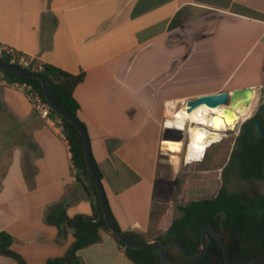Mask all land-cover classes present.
<instances>
[{"label":"crops","instance_id":"0c3cea01","mask_svg":"<svg viewBox=\"0 0 264 264\" xmlns=\"http://www.w3.org/2000/svg\"><path fill=\"white\" fill-rule=\"evenodd\" d=\"M0 44L85 75L74 97L110 211L122 231L148 237L175 216L159 176L166 105L243 89L229 85L244 61L238 83L257 69L264 77V0H0ZM63 135L0 78V232L28 264L64 256L74 237L56 242L59 227L92 214ZM167 152L177 178L187 155ZM153 204L167 206L155 221ZM78 254L84 264H133L105 232ZM0 264L17 263L0 255Z\"/></svg>","mask_w":264,"mask_h":264},{"label":"trees","instance_id":"16d2710c","mask_svg":"<svg viewBox=\"0 0 264 264\" xmlns=\"http://www.w3.org/2000/svg\"><path fill=\"white\" fill-rule=\"evenodd\" d=\"M0 59L12 64L8 55L0 54ZM14 65L24 68L17 63ZM28 70L31 71L33 68L29 67ZM37 73L42 74L48 81L57 104L78 117L80 106L74 97V90L84 80L85 75H73L47 64ZM0 75L9 83L31 84L47 102L39 80L4 72L1 69ZM51 111L61 121L72 160L84 179L92 204V214L76 215L66 219V225L59 227L56 242L60 243L69 232L72 233L74 241L64 256L48 259L46 264H84L78 252L98 243L102 232L108 233L124 249L133 264H164L155 247L139 249L125 247L108 228L102 216L99 194L87 168L81 134L69 120L57 114L52 108ZM236 145L237 149L231 154V158L237 159L239 176L245 180L256 179L264 183V100L255 114L241 124ZM93 163L101 179L94 160ZM165 209V204H153L152 221H155ZM176 210L179 214H175L171 225L165 231L148 237L133 231L123 232L144 240H157L165 247L171 264H179L201 250L202 232L208 226L214 227L224 239L230 251L232 264H250L264 254V192L253 195L229 193L222 185L214 197L187 201L184 205H177ZM47 221L51 222L50 215ZM116 225L120 229L117 223ZM208 238L209 249L206 256L191 264H226L223 250L216 238L212 234H208ZM12 245L13 237L7 232H0V255L12 258L17 264H28L12 249ZM259 264H264V261Z\"/></svg>","mask_w":264,"mask_h":264},{"label":"rangeland","instance_id":"374dc122","mask_svg":"<svg viewBox=\"0 0 264 264\" xmlns=\"http://www.w3.org/2000/svg\"><path fill=\"white\" fill-rule=\"evenodd\" d=\"M180 31L182 34L186 32L184 29ZM194 31V34L202 33V30L200 29ZM244 62L236 68L231 77V79L234 78V80L229 87L239 84L242 88H247L252 83L259 81L264 82V77H262L260 70L257 69V71H253L254 74L251 77L252 79L238 83L242 75L247 74V69L249 68L248 62L246 64H244ZM256 89V94L259 98V107L264 100V88L256 87ZM181 107L182 105H178L177 108L179 111L183 108ZM244 121L240 122L237 128L234 129V124L226 127L228 131L225 128L222 132H207V129L204 126L197 125L195 127L194 124L191 125L190 120L184 121V130H186L183 132L167 128L163 140L166 154L160 156L159 176L164 181L162 199L169 202V209L172 207L175 214L178 213L176 210L177 205H183L186 201L190 200L212 198L216 194L215 192L220 190L222 185L229 193L253 195L255 193L264 192L263 182L256 179L245 180L239 176L237 159L231 158V154L237 149L236 138L240 126ZM186 124L188 125L187 128ZM222 134H227V137H223V139L220 140ZM194 139L196 142L195 144ZM167 150L175 153L181 151V154H179L182 155L183 160H185L187 155V164L184 162L182 170L177 178L174 176L170 165L172 154H168L169 152H167ZM200 158L202 160L198 163L190 161ZM217 175L219 177L218 181L216 180ZM208 180L211 181L209 182ZM205 182H209L207 188L201 186V184Z\"/></svg>","mask_w":264,"mask_h":264},{"label":"water","instance_id":"95a60500","mask_svg":"<svg viewBox=\"0 0 264 264\" xmlns=\"http://www.w3.org/2000/svg\"><path fill=\"white\" fill-rule=\"evenodd\" d=\"M0 69L3 70L4 72H8L11 74L29 77V78H35L39 80L42 84L46 100L48 104L50 105V107L57 114L69 120L78 129L79 133L81 134L83 145H84V153H85L87 168L96 186V189L99 194L100 201H101L100 206L102 209V216L104 217L105 223L108 226V228L111 230V232L115 234V236L121 241V243L125 247H129L132 249L145 248L149 246L155 247L159 251L163 263L171 264L168 258L167 251L160 242H158L157 240H144L140 237L129 236L117 227L113 219V215L110 211V207L108 205V200H107L103 185L101 183V179L99 178L96 172V169L94 167L92 151H91V146H90V141H89L87 130L78 117H76L71 112L65 110L64 108L60 107L57 104V102L53 98V95L51 93V90H50V87H49V84L46 78L40 73L32 72L30 70L17 67L13 64H8L1 59H0ZM256 93H257L256 87L235 89L232 92L222 91L219 93L202 95L196 99H191L186 102V105L189 107L188 109L189 111L203 104L207 105L209 108H219L221 106H225V108L223 109V113H222L223 120L225 123H232L234 122L236 118L235 110L236 109L243 110L249 107L252 100L255 98ZM208 234H212L216 238L218 243L220 244L223 250V253H224L226 264H232L228 246L226 245L224 239L221 237L218 231L212 226H208L204 228L202 232L201 250L196 254L188 256L179 264H191L193 262L203 259L206 256L208 249H209ZM262 261H264V254L255 258L250 264H259Z\"/></svg>","mask_w":264,"mask_h":264},{"label":"bare ground","instance_id":"6f19581e","mask_svg":"<svg viewBox=\"0 0 264 264\" xmlns=\"http://www.w3.org/2000/svg\"><path fill=\"white\" fill-rule=\"evenodd\" d=\"M259 98L256 94L255 98L252 100L249 107L246 109H236L235 115L236 118L234 122L232 123H225L222 119V113L223 109L221 108H209L207 105H201L193 110H188L189 107H183L180 111L176 109L175 107L173 109H168L167 112V127L170 129H174L177 131H184V124L185 120H190L191 125H195V127L198 126H204L207 129V132L216 131V132H222L223 129L226 127L232 126L235 124V126L252 117L258 107ZM261 102V101H260ZM175 106V104H173ZM178 110V111H176ZM176 111V112H174ZM210 113H213L212 115ZM169 120V121H168ZM190 125V126H191ZM190 128V127H189ZM235 128V127H234ZM227 130V128H226ZM171 131V130H170ZM189 131V130H188ZM181 134V133H180ZM183 134V133H182ZM189 134V132H188ZM182 136V135H181ZM180 143V142H179ZM194 139V144H195ZM180 145V144H179ZM207 148V147H206Z\"/></svg>","mask_w":264,"mask_h":264},{"label":"built area","instance_id":"2783aa9c","mask_svg":"<svg viewBox=\"0 0 264 264\" xmlns=\"http://www.w3.org/2000/svg\"><path fill=\"white\" fill-rule=\"evenodd\" d=\"M0 54L10 56L11 57V63L13 65H14V63H17L27 70L29 67H32L33 68V70H31L32 72L41 71L43 69L44 64L38 63V61L34 57L20 53V52L14 50L12 48H9L5 45L0 44ZM0 78L4 84L12 85V86L18 88L19 90H21L26 95V97H27L28 101L30 102V104L32 105L34 111L40 116V118L44 121V123L46 125L61 126L60 119L52 114L51 107L48 104V102H45L40 97L38 92L34 89V87L31 84H28V83H9L1 75H0ZM184 106L187 107L186 102L182 103V107H184ZM174 107L175 106L173 105V103H167V105H166L167 109H173ZM219 108H221V110H222L225 108V106H221ZM210 114L212 115L213 113H210ZM222 119H223V117H222ZM187 124H186V128L188 127ZM238 124L235 126V128H237ZM61 128H62V126H61ZM188 130H189V128H188ZM62 131H63V129H62ZM63 137L65 138V135H63Z\"/></svg>","mask_w":264,"mask_h":264},{"label":"flooded vegetation","instance_id":"af4514ba","mask_svg":"<svg viewBox=\"0 0 264 264\" xmlns=\"http://www.w3.org/2000/svg\"><path fill=\"white\" fill-rule=\"evenodd\" d=\"M227 131H228V130H227ZM223 137H227V134H222L220 140H222Z\"/></svg>","mask_w":264,"mask_h":264}]
</instances>
